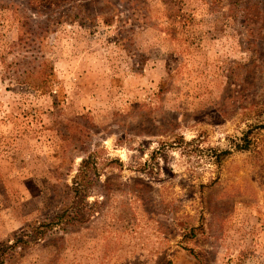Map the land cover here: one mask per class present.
I'll use <instances>...</instances> for the list:
<instances>
[{"label": "rangeland", "instance_id": "1", "mask_svg": "<svg viewBox=\"0 0 264 264\" xmlns=\"http://www.w3.org/2000/svg\"><path fill=\"white\" fill-rule=\"evenodd\" d=\"M0 264H264V0H0Z\"/></svg>", "mask_w": 264, "mask_h": 264}, {"label": "trees", "instance_id": "2", "mask_svg": "<svg viewBox=\"0 0 264 264\" xmlns=\"http://www.w3.org/2000/svg\"><path fill=\"white\" fill-rule=\"evenodd\" d=\"M49 6V5H48ZM32 10H34V9H32ZM41 31V30H40ZM40 33H43V31H41ZM31 71H29L28 73H30ZM28 73H27V75H28ZM32 73V72H31ZM41 227H47L49 230H51V228H52V223H48V224H44L43 226H41ZM61 230H63V229H61ZM3 253H1V255H2Z\"/></svg>", "mask_w": 264, "mask_h": 264}]
</instances>
